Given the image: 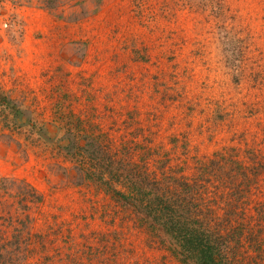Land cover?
Instances as JSON below:
<instances>
[{
	"label": "rangeland",
	"instance_id": "obj_1",
	"mask_svg": "<svg viewBox=\"0 0 264 264\" xmlns=\"http://www.w3.org/2000/svg\"><path fill=\"white\" fill-rule=\"evenodd\" d=\"M0 95V264H181L108 160L194 181L264 264V0H0Z\"/></svg>",
	"mask_w": 264,
	"mask_h": 264
},
{
	"label": "trees",
	"instance_id": "obj_2",
	"mask_svg": "<svg viewBox=\"0 0 264 264\" xmlns=\"http://www.w3.org/2000/svg\"><path fill=\"white\" fill-rule=\"evenodd\" d=\"M0 104L9 107L10 101L0 95ZM125 166L120 161V166L111 168L108 160L109 176L95 177L92 182L104 188L122 206L131 208L138 223L166 243L170 254L181 264H241L238 249L242 227L237 225L226 231L224 221L212 217V211L201 207L202 191H198L194 181L164 174L156 178L141 164L128 162L129 169ZM116 184L122 189L116 188ZM38 236L42 238L41 234ZM251 239L249 243L259 248ZM0 254L4 256L1 251ZM1 264L13 263L3 260Z\"/></svg>",
	"mask_w": 264,
	"mask_h": 264
}]
</instances>
